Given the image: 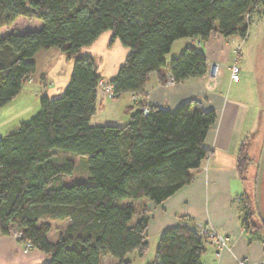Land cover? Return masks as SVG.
Wrapping results in <instances>:
<instances>
[{"label": "trees", "instance_id": "1", "mask_svg": "<svg viewBox=\"0 0 264 264\" xmlns=\"http://www.w3.org/2000/svg\"><path fill=\"white\" fill-rule=\"evenodd\" d=\"M263 8L264 0H0V30L20 17L44 23L0 39V109L33 79L39 52L58 48L74 59L63 95L43 96L39 113L0 137V235L20 232V243L50 255L46 264H103L104 257L132 264L129 254L144 256L151 220L144 203L160 205L193 182L211 155L206 139L217 122L199 100L174 110L149 103L151 75L164 85L169 76L174 83L205 80L204 52L188 47L167 61L174 43H205L216 34L245 39L251 14ZM106 32L129 50L108 83L93 57L81 54ZM100 87L111 99L137 97L125 109V125L91 123ZM71 155L87 158L89 183H63L77 169ZM249 161L243 145L241 177ZM244 204L242 224L256 230L247 199ZM55 221L66 227L53 241ZM209 242L184 220L161 234L148 264H203Z\"/></svg>", "mask_w": 264, "mask_h": 264}, {"label": "crops", "instance_id": "2", "mask_svg": "<svg viewBox=\"0 0 264 264\" xmlns=\"http://www.w3.org/2000/svg\"><path fill=\"white\" fill-rule=\"evenodd\" d=\"M262 10L264 8L257 11H260L259 15ZM253 26L250 25L246 41L238 36L226 39L216 34L211 35L205 43L195 39L175 42L179 43L181 51L196 47L204 52L209 64L208 77L205 80L188 79L164 85L156 75L150 78L147 86V99L153 105L174 110L187 101L199 100L205 110H213L217 115V122L206 139L211 155L194 172L193 182L160 205L144 203L151 218L147 229L148 241L155 238L158 242L165 230L183 224L184 220L198 231L199 226H207L230 239L229 246L225 248L209 242L203 255V264H264V221L260 223L258 220L259 211L252 207V201L256 200L251 198L245 183L246 173L255 169L253 158L264 146V121L262 123V117L255 112V109L262 107L264 99V88H259L256 74V68L259 69L264 63V31L261 35L262 24L257 23L254 29ZM104 35L107 36L103 38ZM102 38L108 45L118 43L112 33L103 34L85 49L86 55L94 59V48ZM241 41H245L243 46ZM237 54L240 81L233 82L230 67ZM127 55L128 51L125 57ZM96 66L102 82H110L114 78L115 75L107 81L102 70ZM69 80L70 77L60 92L65 91ZM45 84V79L38 83L33 78L23 87L22 93L26 87L33 86L43 96ZM44 90L48 95L47 89ZM125 95V102L129 101L130 105L121 104L123 95L113 99L117 102H110L112 99L100 87L97 111L92 119L98 115L97 120L103 121L94 125H125L129 119L125 109L133 105L134 94ZM257 128L260 129L259 134H256ZM243 145L250 161L244 177H241L237 170V155ZM261 163L264 164L263 157ZM245 198L253 213L252 223L256 230H246L242 224L246 212ZM50 259V255L38 249L25 252L23 244L10 236L0 235V264H46Z\"/></svg>", "mask_w": 264, "mask_h": 264}, {"label": "rangeland", "instance_id": "3", "mask_svg": "<svg viewBox=\"0 0 264 264\" xmlns=\"http://www.w3.org/2000/svg\"><path fill=\"white\" fill-rule=\"evenodd\" d=\"M260 12V11H259ZM259 12H253L250 16V25L253 26V29L256 27V24H262L260 33L262 35L264 31V10L261 11V15ZM44 23L39 20H30L26 17L18 18L15 23L9 28H3L0 30V39L5 38L12 34H23L28 31H38L43 27ZM250 28V26H249ZM104 34H111V32H106ZM104 35L103 38H105ZM101 39L98 45L94 48V61L96 65L99 66V69L102 70V74L106 77L108 81L109 77L116 75L121 65H123L126 57L125 53L129 50L122 45V43L118 40V43L109 44L105 39ZM247 38V37H246ZM245 38V41H246ZM242 39V38H241ZM103 40V41H102ZM181 40H191V39H181ZM243 40V39H242ZM180 41V40H178ZM176 41V42H178ZM245 41H241V44H245ZM177 44V45H176ZM179 43H175L172 47L171 52L167 55L166 60L170 61L173 58H177L184 50L181 51L179 48ZM89 47H87L88 49ZM84 48L81 51V54H86ZM34 61L37 65V72L33 77L36 79V82L42 83V79L46 80L45 87H43V96L47 95L49 92V96L52 98H58L63 95L64 92H60L64 90V82L69 79L71 75V71L74 64V59L69 58L65 53H63L58 48H52L50 50H44L39 52L35 57ZM256 68V74L258 76V83L260 85L259 88H264V63ZM259 70V71H258ZM261 71V74H260ZM156 74H152L151 78H154ZM108 83V82H106ZM27 85V84H26ZM25 85V86H26ZM47 95V96H48ZM37 90H34L33 86L26 87L24 89V93H20V95L15 98L11 103L6 105L5 107L0 109V137H5L12 131H14L21 123L29 121L32 117H34L41 110V98L43 97ZM109 98V97H108ZM121 100L122 105H130L129 101L125 102V98L127 95H123ZM111 99V98H110ZM109 100V99H107ZM117 102L118 100H110V102ZM263 105L259 107V109H255L256 115H260L262 117L261 122L264 121V99L262 98ZM133 102H135L133 100ZM26 109V110H25ZM255 114V113H254ZM98 115L92 119V124H101L103 120H97ZM258 120V117H256ZM105 123V122H103ZM260 129L257 128L256 134H259ZM260 153V154H259ZM257 156L253 159L252 165H254V170H251L249 173H246L247 180L246 186H248L250 195L252 199L256 201H252V207L259 211L258 220L260 223L264 221V164L261 163V158H264V146L262 151H258ZM77 162V169L75 173L71 176H67L63 178L64 184L69 185L73 183H89V166L87 158L80 156L71 155ZM260 158V161H258ZM248 174V175H247ZM259 200V201H258ZM138 205H142V201L137 203ZM54 228L50 233L51 240H56L59 233L66 227V223L55 221L53 222ZM13 239L17 240L20 243V239L16 238L13 234L9 235ZM22 244V243H21ZM157 239L153 238L149 241V249L146 254L142 257L138 256L136 253H131L127 256V259L131 260L133 264H148L152 263L156 259V248H157ZM24 251L28 252L25 248V243L23 244ZM33 249V248H32ZM103 264H112L113 261L109 257H104L102 260Z\"/></svg>", "mask_w": 264, "mask_h": 264}, {"label": "built area", "instance_id": "4", "mask_svg": "<svg viewBox=\"0 0 264 264\" xmlns=\"http://www.w3.org/2000/svg\"><path fill=\"white\" fill-rule=\"evenodd\" d=\"M238 57L239 56L237 54L235 60L233 61L232 65L230 67L231 79L233 82H239L240 81V75H239L240 69L238 66ZM171 84H174V80L171 76H169L167 78V85H171ZM107 92H108V95L110 97L114 96L112 86L108 87ZM133 100L137 101V97L134 96ZM144 111H145V113H148V109H145ZM199 233L201 235H203L204 237H206L207 239H209L213 244L217 245L220 248H225V247L229 246L230 239L225 237V236L219 235L214 229H211L207 226H199ZM13 234L16 238L21 239L22 234L20 232L13 231ZM25 247H26L25 249L27 251L32 249V246L30 243H25Z\"/></svg>", "mask_w": 264, "mask_h": 264}]
</instances>
